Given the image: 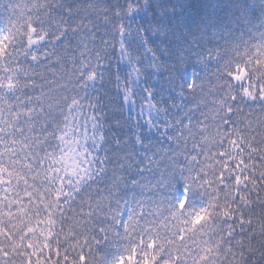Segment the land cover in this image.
Listing matches in <instances>:
<instances>
[{"label": "snow or ice", "instance_id": "obj_1", "mask_svg": "<svg viewBox=\"0 0 264 264\" xmlns=\"http://www.w3.org/2000/svg\"><path fill=\"white\" fill-rule=\"evenodd\" d=\"M0 264H264V0H0Z\"/></svg>", "mask_w": 264, "mask_h": 264}]
</instances>
